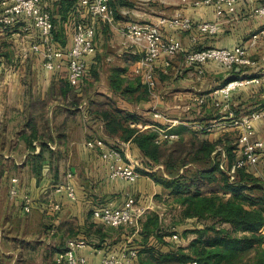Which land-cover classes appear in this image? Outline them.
<instances>
[{
	"label": "crops",
	"instance_id": "obj_1",
	"mask_svg": "<svg viewBox=\"0 0 264 264\" xmlns=\"http://www.w3.org/2000/svg\"><path fill=\"white\" fill-rule=\"evenodd\" d=\"M80 1L68 0L67 4L64 0H41L42 8L52 19V34L59 48L68 49L71 46L74 27L81 23L95 27L96 49L93 54L84 57L87 96L76 110L66 112L62 108V102L56 100L47 107L49 117L52 107H61L60 123L51 122L53 135H61L58 141L47 143L48 147L59 149L55 150L49 160L46 158L40 174L34 175L30 170L29 175H7L6 171L1 173L0 170V264H55L56 255L65 248L66 241L73 238L86 240V246L77 250L78 255L86 258V264H102L106 255L117 254L123 248L139 247V230L134 233L133 229L129 231L125 228L105 227L92 217L93 209L106 205L119 207L132 197L136 208H142L144 214L155 212L161 224L164 213L172 207L179 208L172 203L167 191L150 175L140 173L134 182L109 178L105 162L96 151L85 145L86 140L101 138L110 145H119L135 163L140 162V152L132 142L109 136L102 120L93 113L88 114V101L112 99L121 109L139 115L140 112L142 115L151 114L150 119L141 117L144 122L133 123L131 126L139 131L154 130L157 135L159 129L175 133L173 130L181 125L200 128L195 126L201 120L197 117H204L205 114L209 116L213 110H218L221 116L218 119L210 116L207 122L210 121L215 126L216 120L226 121H221V125L216 123L219 127L215 129L204 127L210 141H217L222 132L228 130L238 132L233 120L264 106V16L252 13L255 7L264 6V0L238 2L234 13H224L221 16L216 14L212 3L200 2L194 5L196 0H127L133 3V7H121L120 18L115 19L111 25L93 18ZM178 13L195 22L217 21L219 29L216 34L207 35L162 26L163 35L177 39L182 44L183 51L170 59L160 58L155 62L156 86L152 91L148 90L142 79L133 73L142 55V47L127 39L121 28L129 22L154 23L160 18L172 17ZM33 39L31 30L26 29L21 21L5 32L0 29V134L5 145L9 139L14 138L17 148L25 146L19 134L30 110L37 101L47 96L52 81L66 76L61 70L43 69L39 57L28 49ZM238 45L246 48L252 65L225 68L208 62L197 67L187 65L184 61V52L187 50L205 47L233 48ZM10 48L13 54L8 51ZM6 53H10L9 58L5 56ZM117 74L124 80L123 85L138 78L147 88L149 96L146 101L136 104L137 110H131L128 105L132 102L117 95L111 88V81ZM30 75L32 82H26ZM234 79H255V82L231 91L226 108L214 106V100L219 99L214 91ZM157 86L158 91L154 92ZM128 98L133 100L135 95ZM197 99H203V103H198ZM157 109L166 112L161 114ZM254 128L256 137L264 138V115L254 122ZM13 133H17L14 134L15 137ZM223 141L216 144L213 154L217 152V148H224L226 143ZM65 144L68 147L66 170L63 167L64 160H60V151ZM235 144L237 146V140ZM33 145L36 147L34 142ZM4 156L17 164L16 155ZM261 156L264 157V154ZM144 170L148 173L153 171L147 168ZM64 172L71 175L68 180L74 186V200L55 189L57 184L66 179ZM262 173L259 172L258 175H264ZM12 179H17L18 193L15 196L9 195ZM25 195L32 200L28 213L22 208ZM53 203L59 204V210L51 209ZM186 220H195L196 226L193 229L202 227L195 218L184 219ZM180 237L182 241L180 244L176 243L182 247H186L193 239ZM164 239L174 241L171 236ZM149 244L154 245L156 241L150 238ZM156 248H160V251L169 250L164 245H157Z\"/></svg>",
	"mask_w": 264,
	"mask_h": 264
},
{
	"label": "trees",
	"instance_id": "obj_2",
	"mask_svg": "<svg viewBox=\"0 0 264 264\" xmlns=\"http://www.w3.org/2000/svg\"><path fill=\"white\" fill-rule=\"evenodd\" d=\"M64 2L68 4V0ZM109 5L115 19L120 18L121 7H133V3L127 0H110ZM9 55L5 54L8 58ZM123 84L124 80L117 74L111 81V88L130 102L133 100L128 96L134 94L136 103L147 100L149 93L140 79L134 78L127 85ZM87 89L85 76L77 88L70 86L66 77H59L58 81H52L47 96L30 110L19 137L30 151L35 149L34 141L39 143V152L30 157L34 175L40 174L46 158L49 160L54 154L47 143L58 141L61 135L52 133L48 105L56 100L63 103L62 108L66 112L76 110L87 96ZM86 110L102 120L109 136L132 142L140 152V163H144L146 168L162 165L166 175L162 171L141 172L149 174L167 191L179 207L183 220L195 218L202 223V227L183 233L184 236L192 233L194 237L186 247H182L174 241H165L164 238L171 236L173 231L162 229L158 214L151 211L143 213L144 216L142 214L138 219L139 247L129 248L137 253L135 264H264V196L253 193L262 191V188L257 186L259 183L246 168L237 169L233 179L219 168L215 162L217 152H213L222 139L210 141L204 128L181 125L173 130L179 136L177 140L156 144V131H139L132 127L133 123L144 122L141 116L119 108L112 99L90 100ZM224 149L231 158L235 147L225 144ZM188 164H198L191 175H188L191 171L186 167ZM118 228L132 230L125 226ZM150 238L156 244H149ZM157 245L167 246L169 250L160 251Z\"/></svg>",
	"mask_w": 264,
	"mask_h": 264
},
{
	"label": "built area",
	"instance_id": "obj_3",
	"mask_svg": "<svg viewBox=\"0 0 264 264\" xmlns=\"http://www.w3.org/2000/svg\"><path fill=\"white\" fill-rule=\"evenodd\" d=\"M251 0H196L194 5L200 2L204 4L212 3L218 16L224 13L232 14L238 2H249ZM0 27L8 29L18 22H23L26 29H30L33 34V41L30 43L29 51L37 55L41 60L43 69L47 71H64L66 80L72 87H79L85 76L84 57L93 54L96 46L94 42L95 27L93 25L76 24L73 32L72 44L68 49L59 48L53 38V22L50 14L42 8L41 0H1ZM87 12L95 19L107 24L115 21L114 13L109 5V0H81ZM252 13L257 16H264V6L252 9ZM162 26L181 31H195L201 34L214 35L219 29L217 21L195 22L190 17L175 14L172 17L160 18L154 23H133L129 22L122 26V34L142 47V55L133 73L139 76L148 90H153L156 86L154 74V64L160 59H170L183 51L182 44L174 37L164 36ZM184 61L187 65L200 67L208 62L216 63L222 67L252 65L246 48L242 45L233 48L205 47L191 49L184 52ZM255 82V79H234L228 81L223 86L214 91L219 99L214 100V106L227 107V101L231 91ZM198 103H203V99H197ZM264 115V107L254 110L233 120V124L238 127L237 151L238 156L226 170L230 179H233L235 171L239 168L254 167L264 154V138H258L255 134L254 122L260 120ZM159 116V114H155ZM155 138V143L161 141L174 140L178 138L175 133H168L164 129H159ZM85 145L98 153L108 169V176L111 179L121 178L129 182H134L139 178L140 173L136 168V163L128 157L123 148L119 145H110L104 139L92 138L85 142ZM71 175L67 173L66 179L57 184V192H64L67 198L74 200L75 190L68 180ZM17 179H12L9 188V195L15 196L18 193L16 188ZM32 200L24 196L22 208L28 213L32 207ZM58 203H53L51 209L59 210ZM144 210L135 207V201L129 197L121 206H103L92 210V217L98 220L105 227L118 228L120 226L133 229L134 233L139 230L138 219ZM171 238L179 243L182 238L177 233H173ZM180 244V243H179ZM86 246L84 238H73L66 241L65 248L55 257V264H86V258L77 254V250ZM137 253L133 249L123 248L117 254L104 256L102 264H135ZM191 264H196L192 262Z\"/></svg>",
	"mask_w": 264,
	"mask_h": 264
},
{
	"label": "rangeland",
	"instance_id": "obj_4",
	"mask_svg": "<svg viewBox=\"0 0 264 264\" xmlns=\"http://www.w3.org/2000/svg\"><path fill=\"white\" fill-rule=\"evenodd\" d=\"M0 29H2V28H0ZM2 30L4 32L7 31V29H2ZM2 43H4V42H2ZM8 51L11 54H13V50L11 48ZM32 80L33 79L30 75L29 80H27L26 82H32ZM28 86H30V84ZM158 88H159V86H157V88L154 90V92L158 91ZM117 95H119V94L117 93ZM134 95H136V94H134ZM161 100H164V102H166L165 99H161ZM136 104L137 103L133 99V102L130 105H128V107L131 110H137L135 108ZM60 109H61L60 106H58V108L52 107L51 113H50L51 114V119H50L51 122L56 123V124L60 123V121H61V116L59 115L61 113ZM158 110L160 111V113L166 112V110L157 109V111ZM212 112L213 113L210 114L209 116L205 114L204 117H197V118H201V120H198V123H195V126L196 127L199 126L200 128L206 127L209 129H215L216 127H219V125H217L216 123H220L221 121H226V120H220V121L216 120L215 126L211 125L210 121L207 122V120L209 119L210 116H211L210 118H212V119H218L221 116V114L218 112V110H213ZM142 114L143 113L140 112L141 117H148V119H150L149 117H152L151 114H146V115H142ZM178 116H180V115H178ZM182 117H184V116H182ZM221 124L222 123H220V125ZM200 128H196V129H200ZM21 130H23V129H21ZM237 133L238 132H236L235 130H228L226 132H222V135L220 136V139H222V141L224 140L223 141L224 143H226L227 145H230L232 147H235V149H234L235 152L234 151L232 152L231 158L228 155L226 149L217 148L216 154L218 157H216L215 162L218 164L219 168L221 170L225 171L226 173H227L226 167L229 165V162L233 158L236 159V157L238 156L237 146L235 144L236 140H237ZM10 134L11 133H9V136H10ZM14 134H17V133H13L12 135H14ZM14 137H15V135H14ZM5 138H6V136H5ZM6 140H8V139H6ZM3 141H5V140L2 139V136L0 134V167H1L0 170H1V173L4 170L7 172V175H9V174L10 175H29L30 170H31V158L30 157L33 154L39 152V150H40V147L38 146L39 143L34 141V144L36 145V147H35L34 151H30L28 149V147L26 146V144L24 147L21 146V147L17 148L15 146L16 142H15L14 138H11V140L9 139L7 145H5V142H3ZM168 143H170V142H168ZM49 148H50V146H49ZM50 149L55 152V150L57 151L59 148L58 149L57 148H54V149L50 148ZM60 152L62 155L60 160H64L63 167H64V170H66V168H68L67 167L68 164L66 161V159L68 157L67 156L68 147L66 146V144H65L64 148H62V151H60ZM233 153H234L235 157H233ZM23 154H24V157L22 156ZM4 155H16V157L18 158V160H16L17 164L14 162V160L6 158ZM22 159H23V161H21ZM186 167L191 168V171L188 172V175H191L193 173L194 169L196 167H198V164H188ZM136 168L138 169L139 173H142L141 170L143 171L146 167H145L144 163L141 164L140 162H136ZM147 169H150V168H147ZM152 169H153V171L151 173L162 171V174L166 175L163 171L164 168L162 165H157ZM246 171L255 178L257 183H259V184H257V186H260L262 188V191H254L253 193H255V194L261 193V195L264 196V175H258L259 172H263L262 174H264V157L261 156L259 163L257 165H255L254 167L246 168ZM180 172H182V171H180ZM66 173L64 172L65 177H66ZM172 203H174V202L172 201ZM173 209L175 210L174 212H173ZM178 209L179 208L172 207L171 209H169V211H167L166 213L163 214V216L161 218L162 219L161 220L162 229L164 231H173L172 233H175V232L180 233V236H182L184 238L194 237V234H192V233H186L185 236L183 235V233L193 230V227L196 226L195 225L196 223L194 222L195 220L193 222H189L187 220L184 221L181 218L180 211ZM187 222H189V223H187ZM201 225H202V223H201ZM177 227H179V228L177 229Z\"/></svg>",
	"mask_w": 264,
	"mask_h": 264
}]
</instances>
